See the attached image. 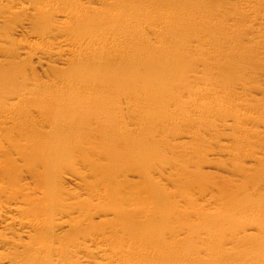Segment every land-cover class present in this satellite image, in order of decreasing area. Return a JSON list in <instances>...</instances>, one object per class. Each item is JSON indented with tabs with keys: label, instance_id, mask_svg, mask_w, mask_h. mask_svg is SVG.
Masks as SVG:
<instances>
[{
	"label": "rangeland",
	"instance_id": "1",
	"mask_svg": "<svg viewBox=\"0 0 264 264\" xmlns=\"http://www.w3.org/2000/svg\"><path fill=\"white\" fill-rule=\"evenodd\" d=\"M84 39L83 59L58 56ZM6 97L0 189L27 184L24 223L39 230L0 228L25 244L0 247V260L135 264L147 236L150 264H264V0H0ZM34 140L55 145L46 171L30 164Z\"/></svg>",
	"mask_w": 264,
	"mask_h": 264
},
{
	"label": "bare ground",
	"instance_id": "2",
	"mask_svg": "<svg viewBox=\"0 0 264 264\" xmlns=\"http://www.w3.org/2000/svg\"><path fill=\"white\" fill-rule=\"evenodd\" d=\"M9 1H11L13 3L17 2V0H9ZM61 13H63V11H61ZM31 18H33V15H31L29 13V14H27L25 20L31 21ZM84 26L88 27L89 22L84 23ZM51 33H52V31H50L49 34H51ZM53 34H54V32H53ZM53 34H51V35H53ZM42 40H43V45H44L43 47L45 49H49L50 44L47 43L44 38ZM91 42H92L91 39L90 40L84 39V40H80L77 42H69V41L63 42V44L58 49L59 50L58 54H60L58 56H62L63 53H65V52H70V57L74 61L83 59L84 55L81 54L79 51L75 50L74 48L76 45L88 46L91 44ZM55 53H57V50L55 51ZM55 53H53V54L55 55ZM29 58H32V56ZM84 69H85V64L79 63L77 70L72 73L70 79L77 77L80 72L84 71ZM94 73L95 72L91 71L89 73V77L91 78L94 75ZM88 89H89L88 87H85L86 91ZM78 98L83 99V101L86 103H90V100L87 97L80 96ZM11 101H12V98H9V97L0 98V156L5 155L3 157H5V158L7 157L10 160H11V150H10L9 146H10V140L12 138L13 130H14L13 125L15 123V110L12 107ZM50 104L51 105H49V110H48L50 113V116H51V118H56L57 114L61 110H67L68 106L72 105V101L67 100L61 107H58V105H56L54 102H52ZM9 124H12V127L6 128V126ZM18 143L24 144L26 146L25 137L21 136L19 138ZM30 149L32 152V154L30 156V164L32 166H35V165L41 166L43 171L44 170L46 171L48 169V162L49 161L57 158L56 148H55V145L53 143H47V141H43V140H37V141L34 140L30 145ZM20 152H21V154H25V151L23 152L20 150ZM43 175H44V172H42V174L40 175V178H41L40 180H42V181H44L42 179ZM18 186H19V184H18ZM27 191H28L27 184L21 185L19 190H15L14 193H12L11 188H1L0 189V228L7 227L10 229H15L17 226H19V227H21V229L23 230L24 233H30L32 231H38L39 230V225L32 224V223H30V224L24 223L23 216L30 213V210L27 209V203L29 201ZM50 191H51V189L49 187V192ZM11 201L13 202V205L11 208H13V211L16 212L17 217H14L13 215L11 217H8V215L6 216L3 214V213H6V210H7V209L5 210V208H8V210H9L10 207H8V206L10 205ZM45 218L51 223H55L57 220L56 218H53L52 216L45 217ZM76 222L78 224H82V221L79 218L76 219ZM61 225H63V224L59 225L60 230L63 228V226H61ZM2 237L0 235V247L6 248V247L17 245V244L25 246V244H23V241L21 242L19 240L18 242H15L12 238H11L12 241H9V240H7L8 238H6V237L2 238ZM2 239H5V240H2ZM140 245L141 246H144V245L148 246L149 251L147 253V257L143 261L135 260L134 263L135 264H142V263L150 264V263H152L155 259V255H156V247H155L153 241L151 239H147V236H141L140 237ZM38 246H43V244L40 243V244H38ZM75 249L78 251L83 250V248L81 246H77ZM84 251L86 253H90L94 256H103V255H106V252H107L102 247H99V248L94 249V250L87 249ZM3 255L5 256V258L0 260V264H6V263H8V264H41L35 255L28 256L24 250L23 251L8 250V253L3 254ZM108 257H109L110 262H115L117 264H125L124 260H122L120 258L116 257V259H114V257L112 256L111 253L108 255Z\"/></svg>",
	"mask_w": 264,
	"mask_h": 264
}]
</instances>
